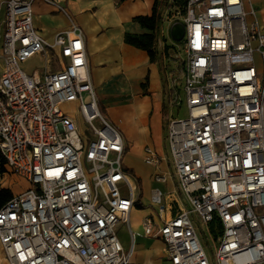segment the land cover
I'll return each instance as SVG.
<instances>
[{
  "label": "built area",
  "instance_id": "obj_1",
  "mask_svg": "<svg viewBox=\"0 0 264 264\" xmlns=\"http://www.w3.org/2000/svg\"><path fill=\"white\" fill-rule=\"evenodd\" d=\"M38 1L71 21L51 42L35 28ZM65 1H0V151L5 175L29 184L0 209V245L7 264H132L118 228L129 227L138 186L124 167L123 137L101 112L85 34ZM155 1L168 35L176 23L185 27L183 98L171 106L185 103L188 118L169 119L172 170L154 175L176 184L173 194H151L159 217L171 218L158 228L145 218L144 234L163 241L171 264H264V31L257 13L244 0ZM38 56L58 70L26 73ZM67 106L80 113L83 129ZM161 161L145 149L147 166L157 170ZM197 220L210 233L213 258Z\"/></svg>",
  "mask_w": 264,
  "mask_h": 264
},
{
  "label": "crops",
  "instance_id": "obj_2",
  "mask_svg": "<svg viewBox=\"0 0 264 264\" xmlns=\"http://www.w3.org/2000/svg\"><path fill=\"white\" fill-rule=\"evenodd\" d=\"M244 3L246 10L255 9L264 31V0H244ZM64 6L84 31L89 75L98 94L100 109L123 137L126 147L124 167L138 186L139 199H151L152 191L156 189L173 194L176 192L174 181L167 184L154 181L156 172L167 174L172 170L166 140L168 121L176 117V108L171 106L176 97L170 73L172 56L167 54L166 44L160 42L158 36L155 61L147 52L125 42L127 33H147L133 19L151 16L157 2L66 0ZM123 8L125 14L121 13ZM33 15L35 28L50 42L58 33L70 29L71 21L64 13L41 1L35 3ZM4 20L3 8L0 10V23ZM161 30L163 35L167 31L163 27ZM41 60L43 69L35 70L33 74L43 75L58 70V67H48L44 59ZM147 147L154 149L162 158L157 170L144 163ZM147 217H152L158 228L165 220H170L171 215L161 219L157 210L147 208L146 203L138 200L129 215V227L120 225L118 228L121 244L127 251L133 249L132 264H171L166 258L163 241L144 234L143 221ZM0 264H7L1 245Z\"/></svg>",
  "mask_w": 264,
  "mask_h": 264
},
{
  "label": "rangeland",
  "instance_id": "obj_3",
  "mask_svg": "<svg viewBox=\"0 0 264 264\" xmlns=\"http://www.w3.org/2000/svg\"><path fill=\"white\" fill-rule=\"evenodd\" d=\"M121 2V1H120ZM125 7V6H124ZM125 8L121 10V13H126L124 11ZM158 14H160L158 12ZM158 39L163 41L166 44V52L168 55H171L172 59V65L170 69L171 78L172 80V86L174 89L175 94V101L176 103L180 102V98L183 96V85H184V78L186 73V53L184 51V47L181 43H176L173 41L170 35H168L167 31L164 32V35L161 30V24L157 33ZM164 37L166 39H164ZM29 65V66H28ZM28 66V67H27ZM44 67V62L41 60V58L35 57L33 58L29 64L25 65L23 68L26 71V73L32 75L35 70H41ZM1 75V72H0ZM176 117L180 120H184L188 118V110L186 108L185 103L181 107H176ZM66 111L73 114L78 119L79 128L83 129L84 124L81 119L80 113L77 111V109L73 106H67ZM166 150V149H165ZM2 187L5 189H9L13 192V194H19L23 191H26L29 188V184L24 181L23 179H17L12 174H7L4 176V179L2 181ZM140 195V194H139ZM140 196H138V200H141V202L147 204V208L153 209L154 211L157 210L156 207L153 206L151 199H139ZM197 228L198 233L200 235L201 241L210 255L211 258H213V243L211 241L210 233L207 229H205L204 226L201 225V223L197 220Z\"/></svg>",
  "mask_w": 264,
  "mask_h": 264
},
{
  "label": "trees",
  "instance_id": "obj_4",
  "mask_svg": "<svg viewBox=\"0 0 264 264\" xmlns=\"http://www.w3.org/2000/svg\"><path fill=\"white\" fill-rule=\"evenodd\" d=\"M125 2L127 0H118ZM133 22L138 24L146 34H131L127 33L125 36L126 44L137 49L147 52L152 61H155L157 55V33L161 24L160 14L155 8L151 16H139L133 19ZM7 173L6 160L0 151V176L3 177ZM14 194L9 189L0 190V209L13 198Z\"/></svg>",
  "mask_w": 264,
  "mask_h": 264
},
{
  "label": "water",
  "instance_id": "obj_5",
  "mask_svg": "<svg viewBox=\"0 0 264 264\" xmlns=\"http://www.w3.org/2000/svg\"><path fill=\"white\" fill-rule=\"evenodd\" d=\"M171 38L176 43H181L185 37V27L182 23H176L170 30Z\"/></svg>",
  "mask_w": 264,
  "mask_h": 264
}]
</instances>
